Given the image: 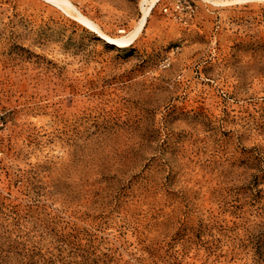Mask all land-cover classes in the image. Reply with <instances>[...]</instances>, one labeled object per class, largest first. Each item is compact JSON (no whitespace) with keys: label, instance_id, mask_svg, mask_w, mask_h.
Instances as JSON below:
<instances>
[{"label":"rangeland","instance_id":"1","mask_svg":"<svg viewBox=\"0 0 264 264\" xmlns=\"http://www.w3.org/2000/svg\"><path fill=\"white\" fill-rule=\"evenodd\" d=\"M70 1L0 0V264H264V0Z\"/></svg>","mask_w":264,"mask_h":264},{"label":"bare ground","instance_id":"2","mask_svg":"<svg viewBox=\"0 0 264 264\" xmlns=\"http://www.w3.org/2000/svg\"><path fill=\"white\" fill-rule=\"evenodd\" d=\"M53 2L57 3L59 6H61L62 8H64L66 11L73 13L76 18L83 22H85L87 25L91 26L92 28L98 29L96 27V25L90 21L89 19L84 18L82 15H80L75 7L72 4V1L70 0H52ZM145 2H148V7H146L144 9V18L147 16V13L149 12V10H151V7H153V5L158 1V0H144ZM212 1H216V2H220V3H230V2H239V1H244V0H212ZM136 32H132L129 35L123 36L121 38H116L115 41L117 42H122V43H127L130 40L133 39V37L135 36ZM117 37V36H116Z\"/></svg>","mask_w":264,"mask_h":264},{"label":"built area","instance_id":"3","mask_svg":"<svg viewBox=\"0 0 264 264\" xmlns=\"http://www.w3.org/2000/svg\"><path fill=\"white\" fill-rule=\"evenodd\" d=\"M169 64H170V58L169 57L164 58L161 62L162 67H167V66H169Z\"/></svg>","mask_w":264,"mask_h":264}]
</instances>
